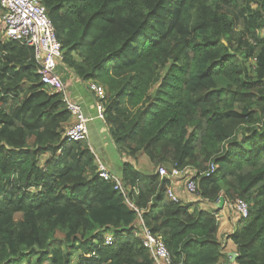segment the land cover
<instances>
[{
    "label": "trees",
    "instance_id": "trees-1",
    "mask_svg": "<svg viewBox=\"0 0 264 264\" xmlns=\"http://www.w3.org/2000/svg\"><path fill=\"white\" fill-rule=\"evenodd\" d=\"M40 1L61 43L58 72L104 86L118 151L192 168L198 198L242 199L249 216L236 214L225 238L231 262L223 207L174 201L169 178L125 161L132 208L90 145L65 136L72 115L41 82L34 48L0 34V264H155L141 220L172 264H264V0Z\"/></svg>",
    "mask_w": 264,
    "mask_h": 264
},
{
    "label": "built area",
    "instance_id": "built-area-1",
    "mask_svg": "<svg viewBox=\"0 0 264 264\" xmlns=\"http://www.w3.org/2000/svg\"><path fill=\"white\" fill-rule=\"evenodd\" d=\"M0 6L3 9L0 24L4 26L5 37L8 40H16L32 46L39 64L38 73L41 82L50 91L62 94L67 109L72 115V123L66 129L65 136L68 140L88 142V122L91 118L86 116L82 105L70 97L67 85L58 72V66L63 60V53L61 43L56 37L54 25L48 17L45 6L40 0H0ZM89 90L95 99L97 117L104 121L105 88L102 84L91 82ZM93 153L95 154L98 175L104 180L111 182L114 189L120 191L125 196L128 204L137 210L136 206L127 199L128 188L123 185L122 178L112 171L94 151ZM213 171L214 166L206 172V175H209ZM156 172L161 177L169 178L171 184L174 180H179L183 183L184 189L189 193H195L197 190V182L192 168L172 167L168 169L161 165L157 168ZM167 194L174 201L180 200L173 192L171 185L168 188ZM228 205L235 209L240 219L248 218L249 208L244 200L238 199L236 202ZM140 228L142 244L150 252L155 264H172L171 254L163 240L152 234L142 220ZM113 241L111 235L106 237L108 245L112 244Z\"/></svg>",
    "mask_w": 264,
    "mask_h": 264
},
{
    "label": "crops",
    "instance_id": "crops-1",
    "mask_svg": "<svg viewBox=\"0 0 264 264\" xmlns=\"http://www.w3.org/2000/svg\"><path fill=\"white\" fill-rule=\"evenodd\" d=\"M2 14H3V12L0 13V15H2ZM0 26H1V24H0ZM59 74L61 75L63 81L67 85V89H68V92L70 93V97L74 101H77L78 103H80L82 105L86 116L91 118L90 121H92L93 119H97L98 117H97V112H96L97 109L95 106V99L92 95V92L89 90V84L92 81H85V82L82 81L80 78L76 77L69 69H64L61 72H59ZM102 123H103V127H101L100 130H104L105 129L104 126H106L104 121ZM107 130H108V128H107ZM87 143L90 145V148L92 149V151H94L97 154V151L95 150L93 144H90L89 138H88ZM115 147H116V145H115ZM116 150H117V148H116ZM104 157L106 158L105 160L102 157H100V158L109 166V168L112 171H114L120 177L122 175L123 163L125 161L133 162V164H135V166H136V169L140 172L143 170V168H140V165L148 168L150 170V174L157 171V168H155L150 163V161L148 160L147 157H145V155H141L137 162H134L131 158H129L127 156L121 155L120 153H118V150H117L116 155H114V156L112 155L110 161H108V159L105 155H104ZM148 162H149V164H148ZM171 188H172L173 192L175 193V195L178 196L180 200H185V201L188 200L191 202L201 200V199H198V197H192L190 194H186V192L183 188V183L180 182L179 180H174L173 183L171 184ZM227 204H228L227 202H224L223 209L220 212H218L217 215L222 213V211L225 209L224 207L227 206ZM209 205H210L209 206L210 208H208L207 210H209V211L213 210L214 211V209H215L214 207H216L215 204L209 203ZM232 219L229 218V221L231 224H233L235 226L234 221H236V220L233 216H232ZM232 221H233V223H232ZM224 226H225V221L223 224L220 225V228H222ZM234 226L231 225V228H229L228 231L223 236H227L228 234H230L233 231ZM223 244L225 246V252L228 255L230 252L237 253L235 245L230 240H228V241L224 240Z\"/></svg>",
    "mask_w": 264,
    "mask_h": 264
},
{
    "label": "rangeland",
    "instance_id": "rangeland-1",
    "mask_svg": "<svg viewBox=\"0 0 264 264\" xmlns=\"http://www.w3.org/2000/svg\"><path fill=\"white\" fill-rule=\"evenodd\" d=\"M0 18H1V15H0ZM0 34H2L4 39L7 40V38L5 37V34H4V26L3 25L0 26ZM102 122H103L102 120L97 118V119H93L92 121H90L88 123L89 140H90V144H93L95 150L97 151V154L100 157H102L104 160L106 159L104 157V155H105L107 157L108 161H110L112 155L114 156L117 154L118 149L116 150L117 147H115V144H114L112 138L110 137V134H109L106 126H104L105 127L104 130H100L101 127H103ZM118 153H120V152L118 151ZM121 155H124V154H121ZM124 156H126V155H124ZM145 157H147V156L145 155ZM148 164H149V162H148ZM140 168H143V170L141 171L142 173L147 174V175L150 174V170L148 168H146L145 166L140 165ZM183 188H184V185H183ZM184 190H185L186 194H190L192 197H198L197 193H189L186 189H184ZM198 199H200V198H198ZM228 204H227V206L224 207L225 209L222 211V213H220L218 215L219 225L223 224L225 221V226L220 228L219 232H218V236L220 237V239L223 242L226 238V236H223V235L228 231L229 228H231V225L234 226L233 224L230 223L229 218L232 219V216L235 218V220L237 218V216H236L237 212H235V209L229 207ZM198 206L200 208H203V209L210 208L209 203L207 201H204V200H199ZM214 208H216V207H214ZM233 211H234V213H233ZM234 222H236V221H234ZM232 223H233V221H232ZM76 258H77V255L74 256V259H76Z\"/></svg>",
    "mask_w": 264,
    "mask_h": 264
},
{
    "label": "water",
    "instance_id": "water-1",
    "mask_svg": "<svg viewBox=\"0 0 264 264\" xmlns=\"http://www.w3.org/2000/svg\"><path fill=\"white\" fill-rule=\"evenodd\" d=\"M224 205V198L220 197L219 202L215 203V206L217 208H221ZM229 255L231 256V262L235 261V259L238 257V253L230 252Z\"/></svg>",
    "mask_w": 264,
    "mask_h": 264
}]
</instances>
